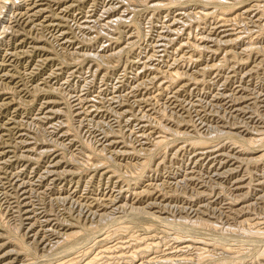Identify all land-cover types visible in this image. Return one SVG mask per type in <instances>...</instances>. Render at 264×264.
I'll return each mask as SVG.
<instances>
[{"label": "bare ground", "instance_id": "1", "mask_svg": "<svg viewBox=\"0 0 264 264\" xmlns=\"http://www.w3.org/2000/svg\"><path fill=\"white\" fill-rule=\"evenodd\" d=\"M79 1L82 2V0H23V3H21L19 0H0V29L4 28V24L6 23V21L8 19H14V20L20 21V24L23 26V29L24 30L26 29V31L29 34H34V33L37 34V32L38 33L39 32L40 33L41 32H47L55 40L54 42L57 41L59 43V46H61V49H64V47L68 44L75 43V40H77L76 37L73 36L75 31H79V33H82V35L93 34L94 37L95 36H97V37L98 36L99 37L104 36L105 39H106V37H108V39H109L108 44L104 43L105 45H103L100 50L98 49L99 51L95 52L94 54L90 53L91 51L89 52V54L87 53V51L84 52V53L88 54L87 57H92V59L95 62L93 66L91 64H89L90 67L87 70L93 69L94 67H96V69H95L96 72H100V70L102 71L103 69L101 68V65H102V67H104L106 63H111V64H112V62L114 63V61L117 58H119V56L122 53L127 51L129 49V47H132V46L135 47V46H137L138 42H141V35L145 36L144 43L143 44L140 43L141 46L138 49H136L135 51L133 50L135 52V58L134 59H136L135 63L137 65V69L136 70L134 69L135 71H133V76L128 77L129 76L128 75V76H126V78H125V76L120 77L118 84H115L113 87L104 85L107 87L101 88L100 91L95 95V97L91 98V99H88V94H85V95L84 94H82V95L78 94L77 96H74V98H73L71 93L68 94V98H65L66 95L63 98V99H66V101H67L66 104L69 105L70 108L73 107V105H72L73 103L71 101V98H73L72 100L75 103L74 107L77 110V111H75V113L77 112V114H79V115H84L86 117V121H88V120L90 121V122L88 121L89 124L91 123V124H94V126H96V130L91 131V134L93 136L90 135V138L92 136L94 138V139L93 138L92 139L96 143V145H95L96 149L93 147V145H92L91 150L88 148L91 151V155L89 156V158L91 160L90 165L91 164L93 165L91 168L94 169V172L96 174H99V175H101V177H105V179L107 178L109 180V182H112V184L117 187L116 190H102L101 192H103V193H101V192L99 193L97 191H89L86 193L81 192L80 186L82 185V182L80 181L81 175L79 174L81 172H77V171L74 172V170L71 171V169L69 170L67 168L68 161H70V160H68L69 155H68V159H67V156H64L63 153H57L56 152L57 150L55 151L54 149L53 150L50 149V151H47L45 148L46 147L45 145L39 146L38 143L40 141H42V139L39 138L40 136L38 137V134L29 125H27V123H25V121L21 124H18L17 122H7L4 125L0 126L1 127L0 128V131H1L0 132V159H4V157L8 156L7 154H9L8 153L9 151L4 150L5 147L3 144L8 145V143L5 142L6 141L5 136L3 135L4 132H9V130L16 131L18 133V139H16L15 142H12L11 144H9L10 146L12 144L15 146V148L12 151L13 153L15 152V150L18 149L19 145L25 146L27 152L35 151L37 149V145H38V149L41 148L43 151L42 153L39 152V155H42V154L47 153V152L49 153L47 155H43L41 157V160H47L53 156L52 160H50V161L48 160V162H49L48 166L45 165L47 167H44L43 171H41L43 173V175H39V176L37 175V177H39L37 180L38 182L42 183L44 179H48V182H49V179L52 178V179L57 180V181H55L56 183L64 182L66 184V183L70 182L73 185L71 189H68V188H65L62 186H58V189H60V190L56 193V195H55L56 197L54 199L58 203H66V202L75 203L76 209L75 208H73V209H74V211H77L76 213H78V215L73 216L72 215L73 210H72L70 212V214L72 216L70 215V217H68V218L66 217L67 219H69V225H67V228H64L62 230L60 229V227L58 228V226L53 225L51 235L55 238L52 242L49 241L48 239H47V241L50 242V244H57L58 243L59 245L63 241H65L66 243H68V242L71 243L76 238L77 234L80 233L79 229L73 225L75 223V221L76 222L80 221L79 223L81 224V221L86 218L90 223L97 221V224L99 223L101 225L102 224L104 225V223H107V224H108V222L110 223V219L112 218L113 222L115 223L116 221L118 222V219H119V221H121V219H122L121 217L124 216L126 214V212L129 211V209H131V210L135 211V214H140V216H143L145 218V219L143 218L144 220H146V218H147V219L152 220L151 222L155 223V225L153 223V225L149 226V227H152L151 230L156 229L155 231L157 232L158 229L159 230L161 229V232H163V233H166L167 230H169L170 233L174 232V234L166 233L165 236L168 237L167 239H169V240L171 238H173V239L175 238L174 240L178 241V246L176 245L177 246L176 249H173V247H171V250L172 249L173 250L172 251L170 250L171 252L169 251V253L167 252V254L164 252L165 258L160 257V256H152V254H150V253L146 254V253H148L147 251L148 250L151 251L156 246L159 247L158 245L160 243H157L158 244L157 245L156 244V242H157L156 238H154V237L148 238L146 236L147 237L146 238V237L140 236L138 238L135 237V241H136L135 244L131 243V242H124L125 240L123 242L121 241V243L115 244V245H118L117 247L115 246L116 248L119 249L118 251L116 249H115L116 251H114L111 246H108L105 249H101V250H103L101 253L103 255L102 257L105 256L104 254H106V257L110 260H112V259L113 260L114 259L115 260L116 259H120V260L121 259L122 260L127 259L129 262L132 261L131 264H136L137 260H134L136 257L135 254L139 253L142 255L140 257L137 254L141 258L140 259L138 257L140 259V260H138V261H140L139 264H142V263L143 264H154V263L155 264H176V263L177 264H204L207 262L213 263L214 261H218V260H220V261H218V263L222 262V264H230L229 261H226L227 258L231 262H234V263L239 262V264H244L245 258H244V260L242 259L243 256L241 258L244 261V263H243L242 261H240V255H243V254L247 255L248 252H251L252 250H254L251 247H246V244H249V245H252V247H254V248L259 247L257 249L260 250V252L258 255V259H256V260H258V262L262 261L260 263L264 264V221H263L264 219L262 220V218H260V217H262L261 215H260V217H258V216L257 217L247 216L249 214V211L253 208V206L257 202L261 201V199L264 197V178L262 176L256 177V180L258 182L255 183L254 187L252 188V190L256 194H255V198H251V197H248L247 194H249L248 189L250 188L253 179H252V177L246 178L247 174H245L247 172V169L245 168V166H247L248 163H256V162H261L263 160V157H264V126L261 128L260 125L259 126L256 125V122H254V120L251 119L252 117L250 116L249 117L250 120L245 121V122H243V120H242V124L239 123L240 127H238L237 126L238 120L236 119L237 118L236 116H238V115L242 116L241 114L247 113L248 109L251 110V106L253 104H255L253 101H252L253 103L251 102L252 99L255 101V100H257V98H259V96H256V98H253V96L255 97V95L253 94V92L251 90H249L250 89L249 83H247V82L251 83L253 81V79L256 77V76L254 77L253 75L257 72L258 68L260 67V64L264 65V56L261 54V50L264 51V2H262V0H256V1L254 0L255 2H252V3L248 2V4H246V2H247L246 1L245 4L242 3L241 5H235L236 2H234V0H100L98 2H97V0H93L92 4L87 9L81 10L78 14H76V16L74 15L75 19H76L75 24H74V28H76V29L72 30L73 26L69 25L70 24L69 19H68L69 16H67V15H69V13L71 11H73L75 6H77L76 5L77 3L75 4V2H79ZM240 2H241V0H239V3ZM142 4H144L143 6H145V7L147 6V8L154 11V14L152 13L153 15H151V17L148 16L150 19H148L147 22L139 21L140 23H138L136 17H132V16H133L134 10L136 11V9L139 6H141ZM54 6H56V7L54 8ZM98 6H99V8H98ZM14 10H16L15 11L16 13L14 12V17H13L11 15V13ZM127 14H130V16L127 17L126 16ZM10 16H12V17L10 18ZM246 20H248V22ZM251 28H253V29H251ZM4 32L8 33V30H5ZM2 33H3V31H0V37H1ZM120 33H122V34L124 33L126 36L124 42H121L119 37H117V38L112 37L113 35H118ZM70 35H72V36H70ZM29 36L30 35H28L26 37H29ZM83 38H85V37H83ZM39 40H41V39H39ZM48 41H46V42H48ZM81 41H79V42H81ZM88 41L90 42V41H92V39L88 40ZM49 43L50 44L48 46L50 48L51 42H49ZM133 47L131 49H134ZM83 48H84V46H83ZM45 49L46 48L44 47V50ZM89 50H90V48H89ZM51 51H54V50H51ZM64 51H66V50H64ZM18 52L20 54H24L26 51L22 49V50H19ZM77 52H78V49L75 50L74 54L76 55ZM79 52H81V51H79ZM70 54H71V52H70ZM87 54H85L84 56H86ZM252 54L256 55L255 58H252V56H251ZM59 55H62V54H59ZM69 55L67 56V58L69 57ZM239 56L244 57L243 62L241 61L242 59L240 61L242 62V65L246 66V68L244 67L245 68L244 69V71H245L244 75L245 76H243L242 73H240L242 75V76L239 75L240 77L237 76L238 71L236 70V64L238 66V63H239L237 60L240 59ZM236 57H238L237 60H236ZM71 58H73V57H71ZM48 59L50 60V58L47 57V60ZM69 59H70V57H69ZM82 59H84V57ZM85 59H87V58H85ZM128 59H126V60H128ZM40 61L44 62L45 59L41 58ZM131 62H132V59H131ZM227 63H229L230 65H231V63L233 64L228 68L227 76H222V74L220 73L221 76L216 75L213 78H211L210 80H207L208 78L206 79V76L208 75L207 73H210V72L212 73L213 71H215V69H217L219 71L221 70L224 72L226 70L225 67L227 66ZM61 64H62V62H61ZM114 64L116 65V63H114ZM41 65H42V63H41ZM115 65H113V66H115ZM119 65H118V67H120ZM126 65H128L127 62L123 66H126ZM81 66H82L81 70L84 71V65L81 64ZM79 67H80V65H79ZM116 67H117V65H116ZM38 68H39V66H38ZM106 69H108V68H106ZM108 70H107V74H108ZM262 70H261V72H263ZM70 73H72V72H70ZM85 73H86V71H85ZM30 74H31V72H30ZM107 74H105V75H107ZM124 74H125V72H124ZM224 74H226V73H224ZM86 75H89V74H86ZM261 75H262V73H261ZM51 76H53V75H51ZM74 76H75V74H74ZM110 76H113V75H110ZM118 76H116V77H118ZM16 77L7 76L6 78L10 79L12 81V83L17 84L16 79H15ZM24 77H26V76H24ZM69 77H71V76H69ZM76 78H79V80L82 79L83 74L80 73L79 76ZM94 78L96 79V77H94ZM103 78L105 79V77H103ZM18 79H20V78L18 77ZM237 79H239V80H237ZM21 80H25V78L21 79ZM66 80H68V79H66ZM64 81H62V82H64ZM72 81H73V79H72ZM89 81L91 82L92 80H89ZM100 81H101V79H100ZM45 83L47 84V82H45ZM75 84H73V85H75ZM85 84H83V86ZM92 84H90V85H92ZM105 84H107V83L105 82ZM42 85H43V83H42ZM4 86H6V83ZM228 86H235V88L228 89ZM252 86H254V85H252ZM77 87H78V85H77ZM225 87H227V93L224 92V94H221L223 96L222 97L220 95V90L225 88ZM40 88H41V86H40ZM32 89H34V88H32ZM80 89H82V88H80ZM123 89L126 90L125 93H122ZM262 90L264 91V88ZM5 91H6V88H5ZM68 91H70V90H68ZM72 91L74 92V90H72ZM221 91H223V90H221ZM0 92H2V91H0ZM18 92L19 91L15 92V93H18ZM61 92H63V91H61ZM12 93L11 92L0 93V95L1 94H6L9 96L11 95V98L8 97L5 100H3V102H0V113L7 110V109L13 108V106H14L13 102L16 100V98L12 97ZM41 93H42V91H41ZM64 93H65V91H64ZM64 93H61V94H64ZM66 93H67V91H66ZM80 93H81V91H80ZM54 94H55V92H54ZM104 94L109 95L105 99V101L109 105V109H110L109 111H111L109 113L110 114L112 113L114 116L112 119L111 118L109 119V120H112L109 122H107V119L104 120V118L103 119L99 118L97 116V112H96L97 109H94V107H96L95 104L98 105L101 102H103V100H104L103 95ZM259 95H261L262 98L264 97V94H262V93H260ZM185 96H189L191 98V100H190L191 102H189V103H191L192 107H194V108L200 106V104H202L204 102V101H202L203 98L210 97V100L208 99L209 104L211 106L210 109H211V111H213V110L215 111L213 118L210 120H205L203 117L200 116L201 111L198 110V108H197L196 110H194V113L196 114V117L199 116L198 120H196V121L191 120V115H190L191 111H189L188 109L185 110V108L183 107L184 106L183 102L186 98L182 99V97H185ZM90 97H92V96H90ZM262 98H261V100H262ZM21 99H23V98H21ZM163 99L170 102V104H171L170 107L177 111V112H175L178 114V116H176V117L180 118V121H179V124H177L175 127L170 126L168 121H162L161 123L159 121H157V122H159L160 125H157V123H155L156 121H154L156 118V114H157L156 111L158 110L156 107H157L158 103H160V100H163ZM187 101H189V100H187ZM89 102H91V103L95 102V103L93 105H90ZM103 103H105V102H103ZM164 104H162V105H164ZM207 104H208V102H207ZM159 105H161V103ZM256 105H257V102H256ZM256 105L254 107H256ZM202 106H204V104ZM45 107H46L45 111L47 108H50V107H52L54 109L53 110L54 112L57 111V108H56V110L54 108L55 106H51V105H48L46 103H45ZM167 107H168V105H167ZM15 108H18V107H15ZM178 108H180V109H178ZM189 108H191V107H189ZM256 108H258V107H256ZM161 109H162V107H161ZM232 109H233V111H232ZM261 109H262V107H261ZM16 110H18V109H16ZM40 110L42 113L43 112L42 108H40ZM47 110L50 111L49 109H47ZM66 110H67V108H66ZM71 110L72 109H70L69 112H72ZM168 110L169 109H167V111L165 110L164 112H166V114H167ZM62 111L63 110H61V112ZM64 111H65V109H64ZM159 111H160V109H159ZM258 111H261V110L259 109ZM221 112L222 113L224 112V114H221ZM207 113H211V112H207ZM226 113H228L230 116L228 118H231L233 113H234V116L236 115L235 116L236 118L235 117L232 118L233 121L231 122V123L234 122L233 125L236 123L234 126H232V124H230V122H227V123L230 124L232 127L231 126L229 127L227 125V123L226 124H219L217 122V120H215L218 118H222V119L225 118ZM255 113H256V111H255ZM43 114H47V112H45ZM69 114L71 115L72 113H69ZM65 115H67V114H65ZM163 116L165 117L164 113H162V116H161L162 119H163ZM170 116H171V114H170ZM42 117H44V115L41 116L40 118L38 117L39 118L38 121H41L40 123L43 124L45 122L42 121L43 120V119H41ZM48 117H49V115L46 117V119ZM72 117L70 118L71 120H72ZM176 117H174V118H176ZM262 117H263V115H262ZM253 118H256V117H253ZM10 119H12V118H9V120ZM56 119H57V117H56ZM66 119H64V122L59 121V120L58 121L57 120L56 121L50 120V121H46V123L50 124V125L52 124V126H50L51 128H56V127L58 128L61 126H62L61 128H65L66 130L64 132L62 131L63 134L60 132L65 138V136H68V135L70 136L69 130H71L70 126L72 125L70 122L67 123L65 121ZM156 119H158V118H156ZM165 120H166V117H165ZM260 120H261V118H260ZM67 121H68V119H67ZM226 121H228V119ZM76 122H75V124H76ZM69 123H70V125H69ZM84 123H86V122H84ZM42 124H41V126H42ZM251 124H254V127H255V128L253 127L254 129L251 128L252 130L248 127V125L251 126ZM46 127H47V125L45 126V128ZM77 127H79V126H77ZM87 128H88V126H87ZM72 129H73V127H72ZM50 130H52V129H50ZM74 130L76 131V128ZM82 130H86V129H82ZM78 133H79V131H78ZM88 133H90V132H88ZM49 134H50V132H49ZM34 135L38 138V140ZM81 136H83V134H81ZM171 137H178V140L180 139V137H181V139L182 138H185V139L182 140L181 142H178V141H175L174 139H172ZM42 138L44 140V137H42ZM45 138L47 139V137H45ZM75 138H77V137H75ZM85 138L83 139L81 137V140L85 141ZM34 139H36V140H34ZM53 139H54V137H53ZM69 139H70V137H69ZM78 139H80V138H78ZM48 140H46V143ZM131 140L134 142V144L131 143ZM51 141H52V139H51ZM84 141H82L84 144L91 145L90 144L91 142L86 143L87 141L86 142H84ZM48 142L50 143V141H48ZM57 142L59 143V141H57ZM70 142H72V140ZM75 142H76V140H75ZM41 143H43V141ZM53 143H56V142H53ZM61 143H63V142H61ZM44 144H45V142H44ZM69 144L71 145V143H69ZM78 144H79V142H78ZM52 145L56 146L55 144H52ZM79 145H81V144H79ZM151 146L153 148H151ZM163 147H165V149L162 150L161 148H163ZM58 148H60V147L58 146ZM63 148L67 149V146L66 147L64 146ZM90 148H91V146H90ZM66 149L64 151H66ZM72 149H74V148H72ZM76 149H77V147H76ZM187 150L189 151L190 160L194 159L195 164H201V165H197V166L192 165L190 167H185V169L183 168L184 170H182L181 172L179 171L180 172L179 174L176 172L173 173L170 171H169L170 172L169 174L164 175V176L152 174V172L154 170L159 171L166 164V159L168 158L167 157L168 155L174 158V157L179 156L183 151L187 152ZM84 151L85 150H83L81 152H84ZM150 153L153 157H157V156H159V157L156 159H152V157L148 158V157L144 156L145 154L150 155ZM73 154H72V156H73ZM254 155H257V156H254ZM131 156L134 157V161L130 160ZM73 157H75V154ZM83 157H85V156L83 155ZM177 158H180V157H177ZM76 159H78V158L76 157L75 160ZM181 159L182 158H180V160ZM71 161H72V157H71ZM73 161L70 163H73ZM86 161H88V160H86ZM5 162H7V161L3 160L1 163L4 164ZM80 162H81V160H80ZM173 162H175V161H173ZM182 162L185 163L183 161V159H182ZM187 162L188 161H186V163ZM78 163H79V161H78ZM74 164H76V162H74ZM85 164H86V162H85ZM238 164H241L243 166L238 165ZM251 165H253V164H251ZM80 166H82V165H80ZM83 166L85 168L84 164H83ZM242 167H244V168H242ZM178 168H182V167H178ZM174 169H175V167H174ZM243 169H244V171H243ZM124 170H125V172H123ZM173 171H176V170H173ZM88 172H89V170H88ZM248 172H249V170H248ZM19 173H20V171H19ZM126 173H130L131 175H134L135 177L134 176H132V177L135 179V181L132 182L131 181L132 179H131V180H128L129 182H127V181L125 182L124 179L127 178ZM162 173H164L163 170H162ZM252 173L253 172L251 171V174ZM91 174H89V176ZM200 174H202V175H201V178L199 179ZM13 175H14V172H13ZM89 176L86 175V178L88 179ZM226 176H229V178L230 177L232 178V185H230L231 181H230V183L228 182V184L230 185V188L231 187L233 188V189L231 188L232 191L237 196H239L240 198H245L244 201L241 199L242 201L238 205L232 204L233 202L232 203H229V202L225 203L226 201L222 202V200H219L218 197L216 198V197L211 196L212 194L209 193L210 190L208 191V189H207V187L209 185L206 186V184H208V182L205 184V182L201 181V180H204L207 178L206 179L207 181L212 180L213 182H215L216 186L212 189L211 187H213V185L212 186L210 185L209 188H211L213 190V192H217L218 194H216V195H220L221 193L219 194V192L225 187L224 183H227L224 181V178ZM250 176H252V175H250ZM250 176H248V177H250ZM130 177L127 179H130ZM67 178H70V179L67 180ZM30 179H31V177H30ZM254 179H255V177H254ZM48 182L46 183L47 185H48ZM53 183L54 182H52V184ZM181 183L192 184L194 186L193 189H196L197 195L205 197L204 201L203 202L201 201L202 203H200V204H197V205L195 204L196 205L195 208L187 207L185 205L184 206L183 205L175 206L176 205V204L174 205L175 200H173L175 193H174V189L172 190V192H171V189L174 188V187H172L173 185L175 186V185L181 184ZM92 184H90V185H92ZM185 184H184V186H185ZM253 184H254V182H253ZM19 185H17V186L19 187ZM32 185H33V183H32ZM168 185H170V186L172 185L171 186L172 188L170 189V191H168ZM22 186H24V185H22ZM179 186L181 188V185H179ZM179 186H178V188H179ZM15 188H12V190L13 189L15 190ZM28 188H30V187H28ZM47 188L49 189V187H47ZM188 188H189V186H188ZM188 188H185V189H188ZM190 188H191V185H190ZM87 189L88 188H86V190ZM227 189H229V188H227ZM227 189H226V191H227ZM190 190H192V189H190ZM190 190H188V191H190ZM98 191H99V188H98ZM40 192H42V191H40ZM186 192L187 191H185V193ZM15 193H17V192H15ZM36 193H37V191H36ZM38 193H39V191H38ZM190 194L194 195L193 193H190ZM190 194L188 196H190ZM223 194H224V192H223ZM5 195H6V193H5ZM183 195H184V193H183ZM224 195H227V193ZM224 195H222V198ZM48 196H50V194ZM232 196H231V200H232ZM190 197H188V198H190ZM225 197H228V196H225ZM18 198L16 200H19ZM39 198H40V196H39ZM32 199H33V197H32ZM32 199H30V200H32ZM47 199H49V198H47ZM239 199H237V200L239 201ZM5 200L3 199V201H5ZM43 201H44V199H43ZM56 201L54 203H56ZM238 201H236V203ZM41 202L39 201L40 204H42ZM8 203H10V202H8ZM8 203H7V205H8ZM44 203H46V201ZM51 203H52V201H51ZM26 204H27V202H26ZM22 205L23 204H21V206ZM44 205H42V206H44ZM64 205H66V204H64ZM13 206H15V205H13ZM257 206H258V204H257ZM6 207H8V206H6ZM39 207H37V208H39ZM62 207L63 208L60 207V209H65V207L63 205H62ZM174 207L176 208V211L178 212L177 216L179 218H177L176 216L175 217L172 216V215H174V214H172L174 211L172 213H171V211ZM217 207H219V210L221 208L226 209V210H224L225 212H228L231 215L236 217V218L233 217L232 218L233 220H230L231 218L229 217L230 219L228 220V222L229 221L230 222L232 221V222L229 223L228 227H226L227 229H224L223 227H221L222 224H218V222L220 223V221H222V220H220V221L217 220L216 217H218V216H216V215H215V217L212 216V214L215 213L214 211L218 210ZM19 208H20V206H19ZM32 208H30V209L28 208V209L31 210ZM6 209H8V208H6ZM10 209H12V208H10ZM25 210H23L24 213H25ZM35 210H37V209H34V211ZM46 210L47 209H45V211ZM66 210H68V208ZM4 211H5V209H4ZM4 211H3V213H5ZM7 211H10V210H7ZM18 211H19V209H18ZM31 211H33V210H31ZM134 211H129V213L134 212ZM220 211H222V210H220ZM64 212L67 213L68 211H64ZM37 213H38V211H37ZM39 213H40V211H39ZM50 214H52V213H50ZM132 214H130V215L132 216ZM175 214H176V212H175ZM2 215H4V217H5V214L1 213V216ZM10 215H12V214H10ZM55 215L57 216V213ZM254 215H256V214H254ZM21 216H20V218L22 219ZM40 216H42V215H40ZM58 217H57V220H58ZM60 217H62V216H60ZM128 217H129V219L133 218V217L130 218L129 215H128ZM172 217L174 219H176L177 222L179 221L178 223H176V222L174 223V225L176 227H172L173 224H172V226H171V224H169L170 220H171V222H173L171 219ZM213 217L216 219L212 220ZM33 218H35V214H34ZM54 218H55V216H54ZM125 218L123 217V220ZM64 219H65V217H64ZM77 220H79V221H77ZM123 220H122V222H123ZM38 221H40V220H38ZM42 221H45V220H42ZM49 221H51V220H49ZM65 221H66V219H65ZM126 221H125V223H126ZM2 222H5V221H2ZM11 222H14V221H11ZM11 222H10V224H11ZM22 222H23V220H22ZM87 222H86V224H87ZM133 222H135V224H136V220ZM141 222H144V221H141ZM148 222H150V221H148ZM5 223H3V225ZM16 223L17 222H15V224ZM63 223L64 222L62 221L61 225ZM222 223H224V222H222ZM0 224H1V222H0ZM6 224H8V222ZM13 224H11V225L13 226ZM34 224H35V222L33 223V226H34ZM77 224L78 223H76V225ZM97 224L95 223V225H97ZM113 224H111V225L113 226ZM144 224H145V222H144ZM144 224H143V226H144ZM166 224H169V225H166ZM29 225H31V224H29ZM101 225H99V227ZM111 225H110V227H111ZM16 226L17 225H15L14 227H16ZM80 226L81 225H79V228H81ZM115 226L118 227V225H115ZM124 226H125V224H124ZM145 226L147 227V224ZM149 227H147L146 230H150V229H148ZM10 228L11 227H9L8 229H10ZM20 228H21V226H20ZM20 228L16 229L17 232ZM34 228H36V227H34ZM27 229H26V232H27ZM104 229H105V225L102 226L101 228H98V226H96L94 228V226H92V225L88 226V227H85V226L83 227V230H87L88 232H90V234H92V233L97 234L98 232H101V230H104ZM112 229L111 230L114 232V234H116L115 236L117 237L118 234L121 235V233H123V232L128 233L127 231H129L130 227L128 229L127 226L123 227V224H122V226L121 227L119 226L118 229H114L113 227H112ZM48 230H49V228H48ZM8 231L10 232V230H8ZM113 232H112V234H113ZM14 233H13V235H14ZM85 233H86V231H85ZM200 233H204V234L201 235ZM108 234H110V233H108ZM108 234H105V235H107L108 238L109 237L111 238V234H110V236H108ZM0 235H2V234H0ZM10 235L11 234H9V236ZM29 235H31V234H29ZM105 235L103 234V237ZM132 235L133 234H131V236ZM2 236L5 237L6 235L3 234ZM16 236H17V233H16ZM16 236H13V237H16ZM21 236L22 235H20V237ZM26 236H25V238H26ZM44 236H45V234H44ZM35 237H36V235H35ZM41 237H43V236H41ZM41 237H40V239H42ZM103 237L101 239L100 236H97L98 240L95 239L94 242L96 243V240H97V244L98 243L99 244L101 243V245H102V243L105 244V241H107L108 239L106 240V238H103ZM113 237H114V235H113ZM113 237H112V239H113ZM162 237H164V236H162ZM234 237H236L238 239L237 240L238 244L232 243V239H234ZM7 238H8V236H7ZM17 238H19V237H17ZM44 238H46V236ZM93 238L94 237H92L91 239H93ZM21 239H23V238H21ZM80 239H82V238H80ZM140 239L144 240V241L149 240L150 242L141 243L143 241H141ZM10 240L13 243L8 245L7 242H9ZM35 240H36V238H35ZM162 240L163 239L161 238V241ZM3 241H2V243L0 242L1 243L0 244V263L1 264H4V262H7V264H12V263L14 264L16 260H19V262H20L19 264H29V262H27L28 260L26 262H24L26 259H24L23 261L20 259L21 255L23 254L22 250L24 251L25 247H26L24 245V243L20 242V240L17 241V239H16V241H14L11 237H9V239H7V242L6 241L3 242ZM163 241L167 242L165 240H163ZM24 242H26V241H24ZM32 242H33V239H32ZM84 242L85 241H83V243ZM86 242H87V240H86ZM95 243L93 246H95ZM173 243H174V241H173ZM28 244H27V246H28ZM133 244H134V247L138 249V251L136 249L134 253L132 252L133 254L126 255V251H124V248L127 250ZM32 245H33V243H32ZM37 245H38V243H37ZM46 245H48V243ZM89 245L90 244H88V246ZM9 246H11L12 248L7 249ZM43 246H42V250H43ZM169 246H170V243H169ZM37 247H39V246H37ZM56 247H57V245H56ZM59 247H61V246H59ZM70 247H72V246H70ZM75 247H78V245H76ZM89 247H91V246H89ZM54 248H55V246H54ZM74 248H71V249L73 250ZM78 248H80V246ZM45 249H46V247H45ZM64 249H66V248L64 247ZM64 249L62 248L61 250H64ZM67 250H69V249H67ZM80 250H82V249H80ZM25 251L27 253V250H25ZM28 251H29V249H28ZM48 251H47V254H48ZM55 251H57V250L55 249ZM69 251H66V252H69ZM64 252H65V250H64ZM92 252H93V250H92ZM35 253H36V251H35ZM57 253L58 252H56V254ZM97 253H99V252L97 251ZM129 253H131V251ZM161 253H163V252H161ZM52 254H55V253H52ZM52 254H51V256H52ZM80 254H82V253H80ZM85 254L88 255V253H85ZM57 255H59V254H57ZM74 255L72 257H74ZM48 256H50V255H48ZM63 258H64V256H63ZM138 258H136V259H138ZM64 260L65 259H63V262H64ZM67 260H68V258H67ZM69 260H71L70 257H69ZM73 260H75V261H73ZM73 260H71V261L74 264H102L101 262L103 261V259H100L101 262L99 263L98 256L93 257V255L88 260L83 261V263L82 262L79 263L80 261L77 262L78 259L76 261L75 258H73ZM120 260H119V262H121ZM117 261H115V263ZM109 263H110V261H109ZM68 264H70V263L68 262ZM107 264H108V262H107Z\"/></svg>", "mask_w": 264, "mask_h": 264}, {"label": "rangeland", "instance_id": "2", "mask_svg": "<svg viewBox=\"0 0 264 264\" xmlns=\"http://www.w3.org/2000/svg\"><path fill=\"white\" fill-rule=\"evenodd\" d=\"M21 3H23V0H19ZM92 1L93 0H82V2H75V4L77 5V6H75V8L73 9V11H71L70 13H69V15H67V16H69L68 17V19H69V25H71V26H73V29L72 30H75L76 28H74V24H75V21H76V19H75V16H76V14H78L81 10H85V9H87L91 4H92ZM98 1H100V0H97V2ZM247 1V2H246ZM256 1V0H255ZM254 0H241V2L239 3V0H234V2H236L235 3V5H241L242 3L243 4H245V2H246V4H248V2L249 3H252V2H255ZM262 2H264V0H262ZM144 4H142L141 6H139L137 9H136V11L134 10V12H133V16L132 17H136V19H137V22L138 23H140L139 21H143V22H147V20L148 19H150L149 17H151V15H153L154 14V11H152L151 9H149V8H147V6L145 7V6H143ZM81 6V7H80ZM56 6H54V8H55ZM77 7V8H76ZM98 8H99V6H98ZM16 10H14V11H12V13H11V15L14 17V12H15ZM16 13V12H15ZM75 13V14H74ZM153 13V14H152ZM75 15V16H74ZM12 16H10V18L12 17ZM127 17H129L130 16V14H127L126 15ZM149 16V17H148ZM140 19V20H139ZM142 19V20H141ZM247 22H248V20H246ZM248 26V25H247ZM251 29H253V28H251ZM5 30H8V33L7 32H4ZM0 31H3V33H2V35H1V37H0V91H2V92H0V93H3V92H6V93H8V92H13L12 93V97H14V98H16V100L13 102V108H10V109H7V110H5V111H3V112H1L0 113V126H2V125H4L5 123H7V122H17L18 124H21V123H23L24 121H25V123H27V125H29L37 134H38V137L40 138V139H42V141H43V143H41L42 141H40L38 144H39V146L40 145H45L46 147V150L47 151H50V149L51 150H57L56 152L57 153H63V155L64 156H67V159H68V155H69V159L68 160H70V161H68L67 159V161H68V166H67V168L70 170L71 169V171L72 170H74V172H81V173H79L81 176H80V181L82 182V185L80 186V191L81 192H84V193H86V192H89V191H97V192H101L102 190H116L117 189V187L115 186V185H113L112 184V182H109V180L106 178L105 179V177H101V175H99V174H96L95 172H94V169L93 168H91L93 165L91 164L90 165V163H91V160H90V158H89V156L91 155V149H92V145H93V147L96 149V143H95V141L93 140L94 138L92 137L93 135L91 134V131L92 130H96V126H94V124H89V122L88 121H86V117L84 116V115H79V114H77V112L75 113V111H77L76 109H75V107H74V101L72 100L73 98H74V96H77L78 94L79 95H82V94H88V99H91V98H94L95 97V95L100 91V89L101 88H105V87H107V86H110V87H113L115 84H118V81L120 80V77H123V76H125V78H126V76H128V77H130V76H133V71H135L136 69H137V65H136V63H135V60L136 59H134L135 58V50L136 49H138L140 46H141V44H143L144 43V40H145V36H143V35H141V42H138V44H137V46H135V47H133L134 49H131L132 47H129V49L127 50V51H125L124 53H122L120 56H119V58H117L115 61H114V63H116V65H117V67H118V65L120 66V67H116V65L112 62V64L111 63H106L105 64V68L104 67H102V65H101V68L103 69L102 71L100 70V72H96L95 71V69H96V67H94L93 69H89V70H87L89 67H90V65L89 64H91L92 66L94 65V60L92 59V57H87L88 56V54H89V52L90 53H95V52H97V51H99L100 49H101V47L103 46V45H105L104 43H106V44H108V42H109V39H108V37H106V39H105V37L104 36H102V37H97V36H93V34H84V35H82V33H79V31H75L74 32V37H76V39L77 40H75V43H73V44H68V45H66L65 47H64V49H61V46H59V43L56 41V42H54L55 40L47 33V32H37V34H29L27 31H26V29L24 30L23 29V26L20 24V21H17V20H14V19H8L7 21H6V23L4 24V28H1L0 29ZM144 32V31H143ZM43 34V35H42ZM45 34V35H44ZM47 34V35H46ZM28 35H30L29 37H26V36H28ZM40 35V36H39ZM121 35V36H120ZM36 36V37H35ZM45 36V37H44ZM47 36V37H46ZM70 36H72V35H70ZM88 36V37H87ZM91 36V37H90ZM143 36V37H142ZM83 37H85V38H83ZM112 37H114V38H117V37H119V39H120V41L121 42H124V40H125V38H126V36H125V34L123 33H120V34H118V35H113ZM47 38V39H46ZM82 40H80V39ZM88 38V39H87ZM123 38V39H122ZM39 39H41V40H39ZM43 39V40H42ZM50 39V40H49ZM79 39V40H78ZM92 39V41H88V40H91ZM100 39V40H99ZM143 39V40H142ZM40 42H39V41ZM49 40V41H48ZM52 40V41H51ZM94 40V41H93ZM46 41H48V42H46ZM79 41H81V42H79ZM96 41V42H95ZM107 41V42H106ZM119 41V40H118ZM49 42H51V45H50V48H49ZM53 42V43H52ZM77 42V43H76ZM85 42V43H84ZM89 42V43H88ZM56 43V44H55ZM97 43V44H96ZM103 43V44H102ZM141 43V44H140ZM53 44V45H52ZM91 44V45H90ZM52 46V47H51ZM54 46V47H53ZM79 46V47H78ZM83 46H84V48H83ZM44 47L46 48L45 50H44ZM56 47V48H55ZM100 47V48H99ZM89 48H90V50H89ZM92 48V49H91ZM25 50L26 52L24 53V54H20L18 51L19 50ZM36 49V50H35ZM54 50V51H51V50ZM56 49V50H55ZM61 51H60V50ZM70 49V50H69ZM74 49V50H73ZM78 49V52L79 51H81V52H77V54L75 55L74 53H75V50H77ZM99 49V50H98ZM131 49V50H130ZM47 50V51H46ZM49 50V51H48ZM64 50H66V51H64ZM134 50V51H133ZM85 51H87V53H84ZM38 52V53H37ZM65 52V53H64ZM69 52V53H68ZM70 52H71V54H70ZM55 53V54H54ZM62 54V55H59V54ZM69 55V57H70V59H69V57L67 58V54ZM73 53V54H72ZM84 53V54H83ZM131 53V54H130ZM264 51H262L261 50V54L264 56ZM85 54H87L86 56H84ZM129 54V55H128ZM51 55V56H50ZM55 57H54V56ZM60 57H59V56ZM83 55V56H82ZM123 55V56H122ZM127 55V56H126ZM75 56V57H74ZM78 58H77V57ZM252 56V58H255V54L253 55H251ZM47 57L48 58H50V62L47 60ZM58 57V58H57ZM71 57H73V58H71ZM84 57V59H82V58ZM121 57V58H120ZM126 59H128V60H126ZM41 58L42 59H45V61L44 62H41L40 60H41ZM64 58V59H63ZM85 58H87V59H85ZM132 59V62H131V59ZM239 58L240 59H238V57H236V60L240 63H238V66H237V64H236V70L238 71V75L237 76H245L244 75V69L246 68V66L245 65H242V62H243V56H239ZM40 59V60H39ZM89 59V60H88ZM122 59V60H121ZM242 59V60H241ZM63 60V61H62ZM73 60V61H72ZM82 60V61H81ZM86 60V61H85ZM126 60V61H125ZM242 62H241V61ZM72 61V62H71ZM92 61V62H91ZM61 62H62V64H61ZM87 62V63H86ZM126 62H127V64L128 65H126V66H123L124 64H126ZM41 65V63H42V65L40 66L39 64ZM59 63V64H58ZM132 63V64H131ZM135 63V64H134ZM38 64V65H37ZM52 64V65H51ZM61 64V65H60ZM81 64L82 65H84V71H82L81 70ZM109 64V65H108ZM135 66H134V65ZM60 65V66H59ZM79 65H80V67H79ZM113 65H115V66H113ZM130 65V66H129ZM132 65V66H131ZM229 65V66H228ZM231 65H233L232 63H231ZM229 63H227V66L225 67L226 68V70L223 72V71H219V70H217V69H215V71H213L212 73L210 72V73H207L205 76H206V79L207 80H210L211 78H213L214 76H221V74H222V76H227V71H228V68L231 66ZM241 65V66H240ZM38 66H39V68H38ZM107 66V67H106ZM113 66V67H112ZM225 66V65H224ZM59 69H58V68ZM78 69H77V68ZM245 67V68H244ZM264 65H261L260 64V67L258 68V70H257V72L253 75L255 78L253 79V81L250 83V82H247V83H249V90H251L252 92H253V94L255 95V97L253 96V98H256V96H259V98H257V100H251V102L253 101L255 104H253L252 106H251V110L250 109H248L247 110V113H244V114H241L242 116H240V115H238V116H234V113H233V115H232V117L231 118H228V117H230L229 116V114L228 113H226L225 114V118H218V119H215V120H217V122L219 123V124H226L227 122H230V124H232V126H234L233 125V123H231L232 121H233V119L232 118H236L237 120H238V124H237V126L238 127H240V124H242V120H243V122H245V121H248V120H250L249 119V117L251 116L252 118L251 119H253L254 120V122H256V125H260V127L262 128L263 126H264V97L262 98L261 97V95H259L260 93H262V94H264V91L262 90L263 88H264ZM35 68V69H34ZM57 68V69H56ZM106 68H108V69H106ZM114 68V69H113ZM116 68V69H115ZM123 68V69H122ZM129 68V69H128ZM131 68V69H130ZM74 69V70H73ZM76 69V70H75ZM105 69V70H104ZM135 69V70H134ZM224 69V68H223ZM263 69V70H262ZM25 70V71H24ZM34 70V71H33ZM57 70V71H56ZM107 70H108V74H107ZM114 72H113V71ZM125 70V71H124ZM240 70V71H239ZM261 70L263 71V72H261ZM78 71V72H77ZM81 71V72H80ZM85 71H86V73H85ZM90 71V72H89ZM93 71V72H92ZM106 71V72H105ZM127 71V72H126ZM217 71V72H216ZM242 71V72H241ZM28 72V73H27ZM30 72H31V74H30ZM33 72V73H32ZM54 72V73H53ZM59 72V73H58ZM70 72H72V73H70ZM84 72V73H83ZM92 72V73H91ZM124 72H125V74H124ZM216 72V73H215ZM27 73V74H26ZM52 73V74H51ZM61 73V74H60ZM68 73V74H67ZM80 73H82L83 74V78L82 79H80L79 80V78H76V77H78L79 76V74ZM115 73V74H114ZM121 73V74H120ZM221 73V74H220ZM224 73H226V74H224ZM240 73H242V75L240 74ZM261 73H262V75H261ZM38 76H37V75ZM74 74H75V76H74ZM86 74H89V75H86ZM92 74V75H91ZM94 74V75H93ZM105 74H107V75H105ZM124 74V75H123ZM220 74V75H219ZM257 74V75H256ZM259 74V75H258ZM28 75V76H27ZM51 75H53V76H51ZM57 75V76H56ZM78 75V76H77ZM97 75V76H96ZM102 75V76H101ZM105 75V76H104ZM110 75H113V76H110ZM119 75V76H118ZM7 76H14V77H16L15 79H16V82H17V84H14V83H12V81L10 80V79H8V78H6ZM24 76H26V77H24L25 78V80H21V79H24L23 77ZM51 76V77H50ZM69 76H71V77H69ZM73 76V77H72ZM116 76H118V77H116ZM239 76V77H240ZM18 77L20 78V79H18ZM94 77H96V79L94 78ZM103 77H105V79L103 78ZM92 80L91 82L88 80ZM116 78V79H115ZM260 78V79H259ZM66 79H68V80H66ZM72 79H73V81H72ZM76 79V80H75ZM100 79H101V81H100ZM103 79V80H102ZM258 79V80H257ZM262 79V80H261ZM65 80V81H64ZM85 80V81H84ZM237 80H239V79H237ZM21 83H20V82ZM25 81V82H24ZM62 81H64V82H62ZM67 81V82H66ZM94 81V82H93ZM24 82V83H23ZM45 82H47V84L45 83ZM76 84H75V83ZM83 82V83H82ZM89 82V83H88ZM105 82L107 83V84H105ZM263 82V83H262ZM5 83H6V86H4L5 85ZM42 83H43V85H42ZM65 83V84H64ZM86 83V84H85ZM93 83V84H92ZM101 85H100V84ZM111 83V84H110ZM258 83V84H257ZM22 84V85H21ZM70 84V85H69ZM73 84H75V85H73ZM83 84H85L84 86H83ZM90 84H92V85H90ZM99 84V85H98ZM109 84V85H108ZM113 84V85H112ZM8 85V86H7ZM77 85H78V87H77ZM82 85V86H81ZM87 85V86H86ZM89 85V86H88ZM104 85H107V86H104ZM252 85H254V86H252ZM11 86V87H10ZM16 86V87H15ZM40 86H41V88H40ZM65 86V87H64ZM69 86V87H68ZM98 86V87H97ZM102 86V87H101ZM257 86V87H256ZM6 88V91H5V88ZM14 87V88H13ZM24 89H23V88ZM26 87V88H25ZM57 87V88H56ZM261 87V88H260ZM10 88V89H9ZM16 88V89H15ZM32 88H34V89H32ZM37 90H36V89ZM68 88V89H67ZM80 88H82V89H80ZM84 88V89H83ZM233 88H235V86H228V89H233ZM8 89V90H7ZM56 89V90H55ZM59 89V90H58ZM63 89V90H62ZM80 89V90H79ZM254 89V90H253ZM4 90V91H3ZM12 90V91H11ZM68 90H70V91H68ZM72 90H74V92L72 91ZM79 90V91H78ZM221 90H223V91H221ZM220 90V95L221 94H224V92L225 93H227V87H225V88H223V89H221ZM17 91H19L18 93H15V92H17ZM41 91H42V93H41ZM60 93H59V92ZM61 91H63V92H61ZM64 91H65V93H64ZM66 91H67V93H66ZM72 91V92H71ZM80 91H81V93H80ZM83 91V92H82ZM85 91V92H84ZM97 91V92H96ZM125 89H123L122 90V93H125ZM255 91V92H254ZM49 92V93H48ZM54 92H55V94H54ZM58 92V93H57ZM258 92V93H257ZM16 95H15V94ZM53 93V94H52ZM61 93H64V94H61ZM69 93H71L72 94V97L73 98H71V101H72V105H73V107L72 108H70L69 107V105H67L66 103H67V101H66V99H63L64 98V96L66 95V97L65 98H68V94ZM75 93V94H74ZM15 96H14V95ZM18 94V95H17ZM61 94V95H60ZM94 94V95H93ZM57 95V96H56ZM63 95V96H62ZM2 96V97H1ZM90 96H92V97H90ZM109 95H107V94H104L103 95V98H104V100H103V102H105V103H103V102H101L100 104H95V106L96 107H94V109H97V116L99 117V118H104V120H106L107 119V122H109V121H112V120H109L110 118L112 119L114 116H113V114L111 113H109V112H111V111H109L110 109H109V105L106 103V101H105V99L108 97ZM222 96V95H221ZM8 97H10L11 98V95L9 96V95H6V94H1L0 95V102H3V100H5L6 98H8ZM23 98V99H21V98ZM223 97V96H222ZM186 98V99H185ZM261 98H262V100H261ZM182 99H185L184 100V102H183V107L185 108V110H189V111H191V120H194V121H196V120H198V117L199 116H197L196 117V114L194 113V110H196L197 108H198V110H200L201 111V117H203L205 120H210V119H212L213 118V115L215 114V111L213 110V111H211V109H210V104H209V100H210V97H207V98H203L202 99V101H204L202 104H200V106H198V107H196V108H194V107H192V105H191V103H189V102H191L190 100H191V98L189 97V96H185V97H182ZM205 99V100H204ZM209 99V100H208ZM20 100V101H19ZM165 99H163V100H160V103H161V105H159L160 103H158V105H157V111H156V113L158 114H156V118H158V119H156L155 118V120L154 121H156L155 123H157V125H160L159 124V122L161 123L162 121H168L169 122V125L170 126H173V127H175L177 124H179V121H180V118H177L176 116H178V114L177 113H175V112H177L176 110H174V109H172L171 107H170V102H168V101H164ZM187 100H189V101H187ZM56 101V102H55ZM207 102H208V104H207ZM252 102V103H253ZM256 102H257V105H256ZM261 102V103H260ZM45 103L46 104H48V105H51V106H55L54 108H55V110H56V108H57V111L56 112H54L53 110V108L52 107H50V108H47V109H49L50 111H48L47 109H46V111H45ZM95 102H89V104L90 105H93ZM166 105H165V104ZM102 104V105H101ZM105 104V105H104ZM162 104H164V105H162ZM204 104V106H202ZM17 105V106H16ZM44 105V106H43ZM167 105H168V107H167ZM256 105V107H258V108H256V107H254ZM263 105V106H262ZM43 106V107H42ZM15 107H18V108H15ZM67 108V110H66V108ZM101 107V108H100ZM106 107V108H105ZM159 107V108H158ZM161 107H162V109H161ZM164 107V108H163ZM166 107V108H165ZM189 107H191V108H189ZM205 107V108H204ZM261 107H262V109H261ZM40 108H42V113H41V110H40ZM69 108V109H68ZM106 110H105V109ZM204 108V109H203ZM207 108V109H206ZM16 109H18V110H16ZM64 109H65V111H64ZM70 109H72L71 111L72 112H69V110ZM103 109V110H102ZM159 109H160V111H159ZM167 109H169L168 110V112H167V114H166V112H164L165 110L167 111ZM178 109H180V108H178ZM254 109V110H253ZM256 109V110H255ZM261 110V111H258V110ZM61 110H63L62 112L64 113H62L61 112ZM206 110V111H205ZM203 111V112H202ZM232 111H233V109H232ZM255 111H256V113L258 114H256L255 113ZM45 112H47V114H43V113H45ZM105 112V113H104ZM108 112V113H107ZM160 112V113H159ZM174 112V113H173ZM206 112V113H205ZM207 112H211V113H207ZM214 112V113H213ZM253 112V113H252ZM259 112V113H258ZM52 113V114H51ZM62 113V114H61ZM69 113H72L71 115L69 114ZM100 113V114H99ZM104 113V114H103ZM162 113H164V115H165V117H166V120H165V117L163 116V119H162ZM194 113V114H193ZM54 114V115H53ZM57 114V115H56ZM65 114H67V115H65ZM110 114V115H109ZM170 114H171V116H170ZM207 114V115H206ZM210 114V115H209ZM221 114H224V112L222 113L221 112ZM251 114V115H250ZM44 115V117H42L41 119H43L42 121L43 122H45V123H40L41 121H38L39 120V118L41 117V116H43ZM49 115V117L46 119V117ZM62 115V116H61ZM76 115V116H75ZM103 115V116H102ZM161 115V116H160ZM175 115V116H174ZM203 115V116H202ZM245 115V116H244ZM254 115V116H253ZM257 115V116H256ZM262 115H263V117H262ZM57 117V119H56V117ZM67 116V117H66ZM70 116V117H69ZM73 116V117H72ZM193 116V117H192ZM248 116V117H247ZM39 117V118H38ZM68 119V121H67V119ZM69 117V118H68ZM72 117V120L70 119ZM83 119H82V118ZM174 117H176V118H174ZM211 117V118H210ZM253 117H256V118H253ZM259 119H258V118ZM9 118H12V119H10L9 120ZM38 118V119H37ZM54 120H53V119ZM76 118V119H75ZM169 118V119H168ZM172 118V119H171ZM175 120H174V119ZM195 118V119H194ZM260 118H261V120H260ZM64 119H66L65 121L68 123V122H70L72 125L70 126L71 127V130H69L70 131V136L68 135V136H65V138H64V136L62 135L63 134V132L66 130L65 128H61V127H56V128H51L50 126H52V124L50 125V124H47L46 123V121H63L64 122ZM70 119V120H69ZM171 119V120H170ZM222 119V120H221ZM228 119V121H226ZM232 119V120H231ZM241 119V120H240ZM80 120V121H79ZM82 120V121H81ZM173 120V121H172ZM220 120V121H219ZM230 120V121H229ZM77 121V122H76ZM157 121H159V122H157ZM258 121V122H257ZM261 121V122H260ZM75 122H76V124H75ZM81 122V123H80ZM84 122H86V123H84ZM174 122V123H173ZM30 123V124H29ZM70 123H69V125H70ZM80 123V124H79ZM171 123V124H170ZM240 123V124H239ZM41 124H42V126H41ZM45 124V125H44ZM230 124H228L227 123V125L230 127L231 125ZM263 124V125H262ZM47 125V129L45 128V126ZM74 125V126H73ZM79 126V127H77V126ZM84 125V126H83ZM33 126V127H32ZM50 128H49V127ZM87 126H88V128H87ZM231 126V127H232ZM72 127H73V129H72ZM76 128V131L74 130L75 128ZM92 127V128H91ZM248 127L251 129H254L255 127H254V124H251V126L250 125H248ZM254 127V128H253ZM1 128V127H0ZM79 128V129H78ZM3 129V128H2ZM36 129V130H35ZM49 129V130H48ZM50 129H52V130H50ZM55 129V130H54ZM58 129V130H57ZM82 129H86V130H82ZM89 129V130H88ZM251 129V130H252ZM38 130V131H37ZM48 130V131H47ZM54 130V131H53ZM88 130V131H87ZM44 131V132H43ZM63 131V132H62ZM75 131V132H74ZM78 131H79V133H78ZM85 131V132H84ZM1 132V131H0ZM49 132H50V134H49ZM62 134H61V133ZM83 132V133H82ZM88 132H90V133H88ZM77 133V134H76ZM43 134V135H42ZM52 134V135H51ZM60 134V135H59ZM81 134H83V136H81ZM89 134V135H88ZM4 136H5V142L6 143H8V145L7 144H3L4 145V150L5 151H9L8 153L9 154H7L8 156H5L4 157V159H0V222H1V228H0V234H4V235H6L5 237L4 236H2V235H0V242L2 243V241L3 242H7V239H9V237H11L14 241H16V239H17V241H19L20 240V242H22V243H24V245L26 246L25 247V250H27V253H26V251L24 250H22V252H23V254L21 255V260L23 261L24 259H26L24 262H26L27 260V262H29V264H68V262L70 263V264H74L71 260H73V258H75L76 259V261H77V259H78V261L77 262H79V263H83V261H85V260H88L90 257H92V255H93V257H97L98 256V258H99V263L101 262V260L100 259H103V261L101 262L102 264H107V262H108V264H131V262L132 261H128L127 259H112V260H110V259H108L107 257H106V254H104L105 256L104 257H102L103 255L101 254L102 253V251L103 250H101V249H105L106 247H108V246H111L112 248H113V250L114 251H118L119 249L118 248H116L118 245H115V244H118V243H121V241L123 242L124 240V242H131V243H134L135 244V237L136 238H138V237H154V238H156V244L157 243H160L158 246L159 247H154L151 251L150 250H148L147 252L148 253H146V254H152V256H160V257H163V258H165V256H164V252L167 254V252L169 253V251L171 250V247H173V249H176V247L178 246V241H175L173 238H171L170 240L169 239H167L168 237H166L165 236V234L166 233H168V234H174V232L173 233H170V231L169 230H167L166 231V233H163V232H161V229L159 230L158 229V231L156 232L155 230H151L152 229V227H149V226H151V225H153V223L154 222H151L152 220H150V219H147L146 218V220H144L145 218L143 217V216H140V214H135V211L134 210H131V209H129V211H134V212H130L129 213V211L128 212H126V214L124 215V216H122L120 219H121V221H119V219H118V222L116 221L115 223L113 222V219L111 218L110 219V223L108 222V224L107 223H104V225H105V229L104 230H101V232H98L97 234H95V233H92V234H90V232H88L87 230H83V227L85 226V227H88V226H94V228L96 227V226H98V228H101L102 226H104L103 224L101 225V224H97V221H94L97 225H95V223L94 222H89L86 218V220L88 221H86L85 219L84 220H82L81 221V224L79 223L80 221L79 220H77V221H79V222H76L75 221V223L73 224L75 227H77L78 229H79V234H77V236H76V238L70 243V242H68V243H66L65 241H63L60 245L57 243V244H50V242H48L47 241V239L49 240V241H53L54 240V238L55 237H53L52 235H51V231H52V228H53V225H56V226H58V228L60 227V229L62 230V229H64V228H67V225H69V219H67L68 217H70V212L73 210L74 211V209L73 208H75L76 207V204L75 203H70V202H66V203H58L54 198L56 197L55 195H56V193L60 190V189H58V186H62V187H65V188H68V189H71L72 188V184L70 183V182H68V183H64V182H62V183H60V182H58V183H56L55 181H57V180H55V179H49V182H48V179H44L43 180V182L42 183H40V182H38L37 180H38V178L39 177H37V175L39 176V175H43V173L41 172V171H43V168L44 167H47L48 166V164H49V162H48V160L50 161V160H52V157L50 158V159H47V160H41V157L43 156V155H47V154H49L48 152L47 153H44V154H42V155H39V152H43L42 151V149L41 148H39L38 149V145H37V149L35 150V151H33V152H27L26 151V147L25 146H23V145H19V147H18V149L17 150H15V152L13 153L12 151H13V149L15 148V146L12 144L11 146L9 145V144H11L12 142H15L16 141V139H18V133L16 132V131H11V130H9V132H4V134H3ZM77 135V136H76ZM80 135V136H79ZM85 135V136H84ZM90 135H92L91 136V138H90ZM35 136V135H34ZM52 138H51V137ZM36 137V136H35ZM42 137H44V140H43V138ZM45 137H47V139L45 138ZM49 137V138H48ZM53 137H54V139H53ZM69 137H70V139H69ZM75 137H77V138H75ZM81 137L84 139L85 137V141L84 140H81ZM37 138V137H36ZM56 138V139H55ZM60 138V139H59ZM75 138V139H74ZM78 138H80V139H78ZM89 138V139H88ZM93 138V139H92ZM172 139H174L175 141H178V142H181L182 140H184L185 138H182L181 139V137H180V141L178 140V137H171ZM49 139V140H48ZM51 139H52V141H51ZM78 139V140H77ZM87 139V140H86ZM34 140H36V139H34ZM37 140H38V138H37ZM46 140H48V141H50V143L47 141V143H46ZM63 140V141H62ZM72 140V142H70ZM75 140H76V142H75ZM81 140V141H80ZM57 141H59V143L57 142ZM74 141V142H73ZM82 141H84V142H86V143H89V142H91L90 144L91 145H89V144H84ZM44 142H45V144H44ZM53 142H56V143H53ZM61 142H63V143H61ZM78 142H79V144H81V145H79L78 144ZM83 144H82V143ZM69 143H71V145L68 144ZM75 143V144H74ZM131 143H133L134 144V142L131 140ZM52 144H55L56 146H54V145H52ZM60 144V145H59ZM77 144V145H76ZM48 145V146H47ZM64 145L65 147L67 146V149H66V151H64L65 149L62 147V146ZM73 145V146H72ZM85 147H84V146ZM88 145V146H87ZM51 146V147H50ZM58 146L60 147V148H58ZM87 146V147H86ZM90 146H91V148H90ZM76 147H77V149H76ZM49 148V149H48ZM72 148H74V149H72ZM85 148V149H84ZM87 148V149H86ZM90 150H89V149ZM151 148H153L152 146H151ZM41 149V150H40ZM60 151H59V150ZM72 149V150H71ZM81 149V150H80ZM162 150L163 149H165V147H163V148H161ZM40 150V151H39ZM63 150V151H62ZM71 150V151H70ZM83 150H85L84 152H81V151H83ZM78 151V152H77ZM65 152V153H64ZM72 152V153H71ZM40 153V154H41ZM75 154V157H73L74 156V154ZM83 153V154H82ZM67 154V155H66ZM72 154H73V156H72ZM261 154V153H260ZM77 155V156H76ZM83 155L85 156V157H83ZM149 154H145L144 156L145 157H152V159H156V158H158L159 156H157V157H153L152 155H151V153H150V155L148 156ZM49 156V155H48ZM143 156V155H142ZM143 156V157H144ZM188 156V157H187ZM252 156V155H251ZM254 156H257V155H254ZM71 157H72V161H73V163H70V162H72L71 161ZM78 158V159H76L75 160V158ZM81 157V158H80ZM168 158L166 159V164L159 170V171H156V170H154L153 172H152V174H156V175H162V176H164V175H167V174H169L170 172H173V173H180L182 170H184L185 169V167H190V166H197V165H201V164H195V160L194 159H192V160H190V157H189V151L187 150V152L186 151H183L179 156H177V157H180V158H182L183 159V161L185 162V163H183L182 162V159L180 160V158H177V157H171V156H167ZM250 157V156H249ZM39 158V159H38ZM74 158V159H73ZM86 160H88V161H86ZM88 158V159H87ZM171 158V159H170ZM170 159V160H169ZM186 159V160H185ZM3 160H6L7 162H5L4 164L3 163H1ZM80 160H81V162H80ZM130 160H133L134 161V157L133 156H131V158H130ZM172 160V161H171ZM39 161V162H38ZM78 161H79V163H78ZM173 161H175V162H173ZM177 161V162H176ZM180 161V162H179ZM186 161H188L187 163H186ZM74 162H76V164H74ZM85 162H86V164H85ZM169 162V163H168ZM172 162V163H171ZM191 162V163H190ZM194 162V163H193ZM10 165H9V164ZM46 163V164H45ZM89 163V164H88ZM171 163V164H170ZM175 163V164H174ZM193 163V164H192ZM83 164L85 165V168H84V166H83ZM251 164H253V165H251ZM17 165V166H16ZM19 165V166H18ZM45 165H47V166H45ZM70 165V166H69ZM80 165H82V166H80ZM90 165V166H89ZM169 165V166H168ZM238 165H241V164H238ZM22 166V167H21ZM79 166V167H78ZM177 166V167H176ZM241 166H243V165H241ZM17 167V168H16ZM41 167V168H40ZM77 167V168H76ZM170 167V168H169ZM174 167H175V169H174ZM178 167H182V168H178ZM84 168V169H83ZM88 168V169H87ZM173 168V169H172ZM184 168V169H183ZM242 168H244V167H242ZM245 168L247 169V172L245 173V174H247V177L246 178H251L252 177V184H251V186H250V188L248 189L249 190V194H247V196L248 197H251V198H255V192L252 190V188L254 187V185H255V183H257L258 181L256 180V177H258V176H262L263 178H264V157H263V160L261 161V162H256V163H248V165L247 166H245ZM10 169V170H9ZM16 169V170H15ZM38 169V170H37ZM123 169V168H122ZM167 171H166V170ZM171 169V170H170ZM251 169V170H250ZM88 170H89V172H88ZM162 170L164 171V173H162ZM173 170H176V171H173ZM248 170H249V172H248ZM8 171V172H7ZM10 171V172H9ZM19 171H20V173H19ZM170 171V172H169ZM180 171V172H179ZM243 171H244V169H243ZM251 171L253 172L252 174H251ZM6 172V173H5ZM13 172H14V175H13ZM85 172V173H84ZM123 172H125V170L123 171ZM10 173V174H9ZM40 173V174H39ZM92 173V174H91ZM202 173V172H201ZM250 173V174H249ZM18 174V175H17ZM89 174H91L90 176H89ZM96 174V175H95ZM255 176H254V175ZM9 175V176H8ZM13 175V176H12ZM86 175H88L89 177H88V179L86 178ZM126 175H127V178H129L130 176V179H124V181L126 182H129L128 180H131L132 182H134L135 181V179L132 177V176H134V175H131L130 173H126ZM129 175V176H128ZM201 175L202 174H200V176H199V179L201 178ZM250 175H252V176H250ZM85 176V177H84ZM246 176V175H245ZM248 176H250V177H248ZM30 177H31V179H30ZM93 177V178H92ZM135 177V176H134ZM254 177H255V179H254ZM93 180H92V179ZM101 178V179H100ZM33 179V180H32ZM63 179V178H62ZM68 179H70V178H67V180ZM87 179V180H86ZM91 179V180H90ZM207 179V178H206ZM206 179H204V180H201V181H203V182H205V184L208 182V184H206V186H208L207 187V189H208V191H209V193H211L212 195L211 196H213V197H218L219 198V200H222V202H224V201H226L225 203H232V204H240L241 203V201L243 200H245V198H240L239 196H237L233 191H232V189L230 188V185H232V178L230 177L229 178V176H226L225 178H224V181L225 182H227V183H224V185H225V187L219 192V194L220 195H216V194H218L217 192H213V188L216 186V184H215V182H213L212 180H209V181H207ZM64 180V179H63ZM102 180V181H101ZM108 180V181H107ZM22 181V182H21ZM26 181V182H25ZM29 181V182H28ZM35 183H34V182ZM90 181V182H89ZM106 183H105V182ZM230 181H231V183H230ZM29 184H28V183ZM33 183V185H32V183ZM48 182V185L46 184ZM51 182V183H50ZM52 182H54L53 184H52ZM84 182V183H83ZM102 182V183H101ZM228 182L230 183V185L228 184ZM253 182H254V184H253ZM17 183V184H16ZM20 185H19V184ZM37 183V184H36ZM93 183V184H92ZM111 183V184H110ZM211 183V184H210ZM16 184V185H15ZM35 184V185H34ZM40 184V185H39ZM60 184V185H59ZM90 184H92V185H90ZM184 184L185 183H181V184H177V185H171L172 187H174V188H172L170 185H168V191H170V189H171V192H172V190L174 189V193H175V195H174V197H173V200H175L174 202V205L175 206H180V205H185V206H187V207H191V208H195V206L197 205V204H200V203H202L203 201H204V199H205V197L204 196H200V195H197V192H196V189H193V185L192 184H190V183H186L185 184V186H184ZM189 184V185H188ZM4 185V186H3ZM17 185H19V187L17 186ZM22 185H24V186H22ZM30 185V186H29ZM66 185V186H65ZM85 185V186H84ZM98 185V186H97ZM104 187H103V186ZM108 185V186H107ZM112 185V186H111ZM179 185H181V188H180V186ZM190 185H191V188H190ZM210 185L212 186L213 185V187H211V188H209L210 187ZM33 186V187H32ZM40 186V187H39ZM46 186V187H45ZM54 186V187H53ZM95 186V187H94ZM100 186V187H99ZM178 186H179V188H178ZM188 186H189V188H188ZM16 187V188H15ZM21 187V188H20ZM28 187H30V188H28ZM47 187H49V189L47 188ZM99 188V191H98V188ZM108 187V188H107ZM12 188H15V190L13 189L12 190ZM86 188H88L87 190H86ZM113 188V189H112ZM185 188H188V189H185ZM227 188H229V189H227ZM33 189V190H32ZM43 189V190H42ZM51 189V190H50ZM56 189V190H55ZM92 189V190H91ZM97 189V190H96ZM180 189V190H179ZM190 189H192V190H190ZM226 189H227V191H226ZM251 189V190H250ZM8 190V191H7ZM21 192H20V191ZM23 190V191H22ZM37 191V193H36V191ZM188 190H190V191H188ZM224 190V191H223ZM5 191V192H4ZM7 191V192H6ZM28 191V192H27ZM38 191H39V193H38ZM40 191H42V192H40ZM48 191V192H47ZM52 191V192H51ZM176 191V192H175ZM185 191H187L189 194L190 193H193L194 195H192V194H190V196H188L189 194L186 192L185 193ZM193 191V192H192ZM212 191V192H211ZM251 191V192H250ZM253 191V192H252ZM2 192V193H1ZM13 192V193H12ZM15 192H17V193H15ZM20 192V193H19ZM182 192V193H181ZM223 192H224V194H226L227 193V195H224L223 194ZM233 192V193H232ZM5 193H6V195H5ZM12 193V194H11ZM19 193V194H18ZM30 193V194H29ZM42 193V194H41ZM48 193V194H47ZM54 193V194H53ZM101 193H103V192H101ZM178 193V194H177ZM183 193H184V195H183ZM214 193V194H213ZM232 193V194H231ZM22 194V195H21ZM33 194V195H32ZM40 194V195H39ZM50 194V196H48ZM188 194V195H187ZM230 194V195H229ZM234 194V195H233ZM253 194V195H252ZM6 197H5V196ZM17 197H16V196ZM40 196V198H39V196ZM127 195V194H126ZM170 195V194H169ZM183 195V196H182ZM196 195V196H195ZM222 195H224L223 196V198H222ZM234 197H233V196ZM236 195V196H235ZM3 196V197H2ZM12 196V197H11ZM24 196V197H23ZM44 196V197H43ZM180 198H178V197ZM186 198H185V197ZM195 196V197H194ZM225 196H228V197H225ZM231 196H232V200H231ZM2 197V198H1ZM10 197V198H9ZM15 197V198H14ZM19 197V198H18ZM32 197H33V199H32ZM188 197H190V198H188ZM236 197V198H235ZM238 197V198H237ZM12 198V199H11ZM19 199V200H16V199ZM35 198V199H34ZM39 198V199H38ZM47 198H49V199H47ZM194 198V199H193ZM240 198V199H239ZM3 199L5 200V201H3ZM14 199V200H13ZM30 199H32V200H30ZM43 199H44V201H43ZM186 199V200H185ZM190 199V200H189ZM225 199V200H224ZM237 199H239V201L237 200ZM242 199V200H241ZM264 197L261 199V201H259V202H257L254 206H253V210L251 209L250 211H249V214L247 215V216H253V217H260V215L262 216V217H260V218H262V220L264 219L263 217H264ZM21 200V201H20ZM27 202V204H26V202ZM188 200V201H187ZM7 201V202H6ZM13 201V202H12ZM39 201L42 203V204H40L39 203ZM46 201V203H44ZM50 203H49V202ZM51 201H52V203H51ZM56 201V203H54ZM202 201V202H201ZM236 201H238L237 203H236ZM8 202H10V203H8ZM20 202V203H19ZM30 202V203H29ZM195 202V203H194ZM7 203H8V205H7ZM19 203V204H18ZM32 203V204H31ZM39 203V204H38ZM179 205H178V204ZM260 203V204H259ZM15 205V206H13V205ZM17 204V205H16ZM21 204H23L22 206H21ZM30 206H29V205ZM34 204V205H33ZM45 204V205H44ZM64 204H66V205H64ZM69 204V205H68ZM191 204V205H190ZM196 204V205H195ZM257 204H258V206H257ZM5 205V206H4ZM20 206V208H19V206ZM33 205V206H32ZM37 205V206H36ZM42 205H44V206H42ZM51 205V206H50ZM62 205L65 207V209H60V207L61 208H63L62 207ZM6 206H8V207H6ZM17 206V207H16ZM36 206V207H35ZM40 206V207H39ZM68 206V207H67ZM74 206V207H73ZM262 206V207H261ZM5 207V208H4ZM33 207V208H32ZM37 207H39V208H37ZM47 209L46 211H45V209ZM71 207V208H70ZM259 207V208H258ZM6 208H8V209H6ZM10 208H12V209H10ZM17 208V209H16ZM30 208H32L31 210H33V211H31V210H29ZM59 208V209H58ZM68 208V210H66ZM70 208V209H69ZM218 208V210H215L214 212L215 213H213L212 214V216H214L215 217V215L216 216H218V217H216L217 218V220L218 221H220V220H222V221H220V223L218 222V224H222L221 225V227H223L224 229H227L226 227H228L229 226V223H231L230 221L228 222V220L230 219V220H233L232 218L234 217V218H236L235 216H233V215H231L230 213H228V212H225L224 210H226V209H224V208H221L220 210H222V211H220L219 210V207H217ZM4 209H5V211H4ZM18 209H19V211H18ZM21 209V210H20ZM26 209V210H25ZM34 209H37V210H35L34 211ZM41 209V210H40ZM76 209V208H75ZM174 209V210H173ZM172 209V211H171V213L172 214H174V215H172V216H176L177 218H179L178 216H177V211H176V208L174 207ZM259 209V210H258ZM7 210H10V211H7ZM14 212H13V211ZM16 210V211H15ZM23 210H25V213H24V211ZM28 210V211H27ZM63 212H62V211ZM70 210V211H69ZM258 210V211H257ZM3 211L5 212V213H3ZM12 211V212H11ZM37 211H38V213H37ZM39 211H40V213H39ZM56 211V212H55ZM61 211V212H60ZM64 211H68L67 213L66 212H64ZM72 211V215L73 216H77L78 215V213H76L77 211H74L73 212ZM256 211V212H255ZM262 211V212H261ZM9 212V213H8ZM23 212V213H22ZM36 212V213H35ZM43 212V213H42ZM45 212V213H44ZM47 212V213H46ZM49 212V213H48ZM59 212V213H58ZM175 212H176V214H175ZM221 212V213H220ZM261 212V213H260ZM1 213L2 214H5V217H4V215H2L1 216ZM21 213V214H20ZM50 213H52V214H50ZM57 213V216L55 215ZM61 213V214H60ZM66 213V214H65ZM76 213V214H75ZM128 213V214H127ZM133 213V214H132ZM217 213V214H216ZM260 213V214H259ZM10 214H12V215H10ZM20 214V215H19ZM33 214V215H32ZM34 214H35V218H33L34 217ZM49 214V215H48ZM64 214V215H63ZM69 214V215H68ZM130 214H132V216L130 215ZM136 216H135V215ZM219 214V215H218ZM226 216H225V215ZM254 214H256V215H254ZM15 217H14V216ZM18 215V216H17ZM22 215V216H21ZM24 215V216H23ZM29 217H28V216ZM32 215V216H31ZM40 215H42V216H40ZM71 215V216H72ZM128 215L130 216V218L131 217H133L135 220H136V224H135V222H133V221H135L133 218H131V219H129V217H128ZM134 215V216H133ZM20 216L22 217V219L20 218ZM27 216V217H26ZM40 216V217H39ZM54 216H55V218H54ZM59 216V217H58ZM60 216H62V217H60ZM127 216V217H126ZM232 216V217H231ZM246 216V217H247ZM49 217V218H48ZM57 217H58V220H57ZM64 217H65V219H66V221H65V219H64ZM67 217V218H66ZM123 217L127 220H123ZM138 217V218H137ZM213 217V219L212 220H215L216 218H214ZM230 217V218H229ZM14 218V219H13ZM25 218V219H24ZM40 218V219H39ZM52 218V219H51ZM54 218V219H53ZM61 218V219H60ZM128 218V219H127ZM144 218V219H143ZM221 218V219H220ZM224 218V219H223ZM5 219V220H4ZM11 219V220H10ZM13 219V220H12ZM72 219V218H71ZM143 219V220H142ZM172 219V221L173 222H171V220H170V223L169 224H171V226H172V224H173V226L172 227H176L175 225H174V223L176 222V223H178L177 222V220L176 219H174L173 217L171 218ZM174 219V220H173ZM10 220V221H9ZM22 220H23V222H22ZM38 220H40V221H38ZM42 220H45V221H42ZM49 220H51V221H49ZM122 220H123V222H122ZM129 220V221H128ZM2 221H5L6 223L8 222V224H6L5 222H2ZM11 221H14V222H11ZM53 221V222H52ZM58 221V222H57ZM61 221V222H60ZM62 221L64 222L62 225H61V223H62ZM84 221V222H83ZM125 221H126V223H125ZM141 221H144L145 222V224H144V222H141ZM148 221H150V222H148ZM264 221V220H263ZM10 222H11V224H13V226L10 224ZM15 222H17L16 224H15ZM21 222V223H20ZM35 222V224H34V226H33V223ZM42 222V223H41ZM45 224H44V223ZM86 222H87V224H86ZM114 224H113V223ZM222 222H224V223H222ZM3 223H5L4 225H3ZM23 223V224H22ZM37 223V224H36ZM57 223V224H56ZM68 223V224H67ZM76 223H78L77 225H76ZM85 223V224H84ZM118 223V224H117ZM133 225H131V224ZM228 223V224H227ZM21 224V225H20ZM29 224H31V225H29ZM89 224V225H88ZM91 224V225H90ZM111 224H113V226L111 225ZM120 224V225H119ZM122 224H123V227H125V226H127V228L129 229V227H130V229H129V231H127L128 233H126V232H123V233H121V235L120 234H118L117 235V237L115 236L116 234H114V230L112 229V227L114 228V229H118V227L120 226H122ZM124 224H125V226H124ZM143 224H144V226H143ZM147 224V227H149L148 229H150V230H146V225ZM169 224H166V225H169ZM15 225H17L16 227H14ZM19 225V226H18ZM79 225H81L80 227L81 228H79ZM87 225V226H86ZM99 225H101L100 227H99ZM110 225H111V227H110ZM115 225H118V227L117 226H115ZM131 225V226H130ZM140 225V226H139ZM142 225V226H141ZM154 225H155V223H154ZM165 225V224H164ZM7 226V227H6ZM20 226H21V228H20ZM25 226V227H24ZM29 226V227H28ZM33 226V227H32ZM51 226V227H50ZM65 226V227H64ZM108 226V227H107ZM129 226V227H128ZM139 226V227H138ZM9 227H11L10 229H8ZM31 227V228H30ZM34 227H36V228H34ZM49 228V230H48V228ZM110 227V228H109ZM116 227V228H115ZM133 229H132V228ZM146 227V228H145ZM18 229V228H20L19 230H18V232H17V230L16 229ZM28 228V229H27ZM40 228V229H39ZM46 228V229H45ZM51 228V229H50ZM138 228V229H137ZM26 229H27V232H26ZM37 229V230H36ZM39 229V230H38ZM113 231H112V230ZM121 229V228H120ZM8 230H10V232L8 231ZM132 230V231H131ZM13 231V232H12ZM29 231V232H28ZM39 231V232H38ZM41 231V232H40ZM43 231V232H42ZM46 231V232H45ZM85 231H86V233H85ZM113 232V234H112V232ZM149 231V232H148ZM152 231V232H151ZM12 232V233H11ZM15 232V233H14ZM25 232V233H24ZM38 232V233H37ZM139 232V233H138ZM145 232V233H144ZM13 233H14V235H13ZM16 233H17V236H16ZM21 233V234H20ZM35 233V234H34ZM38 235H37V234ZM43 233V234H42ZM108 233H110L111 234V238L109 237H107V235H105V234H108ZM158 233V234H157ZM9 234H11L10 236H9ZM29 234H31V235H29ZM34 234V235H33ZM44 234H45V236H46V238H44L45 236H44ZM103 234L105 235L104 237H103ZM110 234H108V236H110ZM123 234V235H122ZM131 234H133L132 236H131ZM146 234V235H145ZM152 234V235H151ZM155 234V235H154ZM201 235H203L204 233H200ZM19 235V236H18ZM20 235H22L21 237H20ZM26 236V238H25V236ZM35 235H36V237H35ZM50 235V236H49ZM113 235H114V237H113ZM120 235V236H119ZM130 235V236H129ZM136 235V236H135ZM150 235V236H149ZM154 235V236H153ZM7 236H8V238H7ZM13 236H16V237H13ZM30 236V237H29ZM39 236V237H38ZM41 236H43V237H41ZM97 236H100L101 237V239H102V237L103 238H106V240L108 241H105V244L104 243H102V245H101V243L99 244H97V240H98V238H97ZM156 236V237H155ZM161 236V237H160ZM162 236H164V237H162ZM170 236V235H169ZM17 237H19V238H17ZM40 237L42 238V239H40ZM48 237V238H47ZM53 237V238H52ZM92 237H94L93 239H91ZM112 237H113V239H112ZM119 237V238H118ZM132 237V238H131ZM146 237V238H147ZM7 238V239H6ZM15 238V239H14ZM21 238H23V239H21ZM35 238H36V240H35ZM80 238H82V239H80ZM87 238V239H86ZM159 238V239H158ZM161 238L163 239V240H165V241H167V242H164L163 240V242L161 241ZM32 239H33V242H32ZM40 239V240H39ZM51 239V240H50ZM80 239V240H79ZM87 240V242H86V240ZM91 239V240H90ZM95 239H97L96 240V243L94 242L95 241ZM110 239V240H109ZM133 239V240H132ZM158 239V240H157ZM57 240V239H56ZM133 242H132V241ZM141 240V239H140ZM238 239L236 238V237H234V239H232V243H234V244H238L237 241ZM24 241H26V242H24ZM42 243H41V242ZM47 241V242H46ZM58 241V240H57ZM83 241H85L84 243H83ZM91 241V242H90ZM119 241V242H118ZM141 241H143V242H141V243H147V242H150L149 240H141ZM159 241V242H158ZM170 241V242H169ZM173 241H174V243H173ZM235 241V242H234ZM33 243V245H32V243ZM76 244H75V243ZM90 242V243H89ZM95 243V246H93L94 245V243ZM115 242V243H114ZM117 242V243H116ZM177 242V243H176ZM0 243V244H1ZM8 243V245L9 244H11V243H13L11 240L9 241V242H7ZM30 245H29V244ZM36 243V244H35ZM37 243H38V245H37ZM45 243V244H44ZM48 243V245H46ZM78 243V244H77ZM93 243V244H92ZM169 243H170V246H169ZM27 244H28V246H27ZM35 244V245H34ZM69 244V245H68ZM75 244V245H74ZM88 244H90L89 246H91V247H89L88 246ZM92 244V245H91ZM97 244V245H96ZM134 244L130 247V248H128L127 250L124 248V251H126V255H131V254H133L134 252H135V250L137 249V248H135L134 247ZM168 244V245H167ZM172 244V245H171ZM32 245V246H31ZM44 245V246H43ZM46 245V246H45ZM56 245H57V247H56ZM61 246V247H59V246ZM76 245H78V247L80 246V248H78V247H75ZM85 245V246H84ZM114 245V246H113ZM143 245V244H142ZM174 245V246H173ZM177 245V246H176ZM36 246V247H35ZM37 246H39V247H37ZM42 246H43V250H42ZM48 246V247H47ZM54 246H55V248H54ZM70 246H72V247H70ZM116 246V247H115ZM166 246V247H165ZM31 247V248H30ZM45 247H46V249H45ZM64 247L66 248V249H64ZM70 247V248H69ZM75 247V248H74ZM95 247V248H94ZM101 247V248H100ZM169 247V248H168ZM246 247H251V248H253L254 250H252L251 252H248V254L246 255H240V261H242L243 263H244V261H245V263L246 264H259L260 262H262V261H260V262H258V260H256V259H258V255H259V252H260V250H258L257 248H259V247H257V248H254V247H252V245H249V244H246ZM12 247L11 246H9L7 249H11ZM27 248V249H26ZM35 248V249H34ZM52 248V249H51ZM54 248V249H53ZM64 249L65 250V252H64V250H61V249ZM71 248H74L73 250L71 249ZM94 248V249H93ZM168 248V249H167ZM28 249H29V251H28ZM49 251H48V250ZM55 249L57 250V251H55ZM59 249V250H58ZM67 249H69V250H67ZM76 249V250H75ZM80 249H82V250H80ZM93 250V252H92V250ZM97 249V250H96ZM99 249V250H98ZM116 249V250H115ZM130 249V250H129ZM132 249V250H131ZM134 249V250H133ZM172 249V250H173ZM61 250V251H60ZM167 250V251H166ZM171 250V251H172ZM35 251H36V253H35ZM46 251V252H45ZM47 251H48V254H47ZM54 251V252H53ZM66 251H69V252H66ZM72 251V252H71ZM86 251V252H85ZM97 251L99 252V253H97ZM131 251V253H129ZM137 251H138V249H137ZM170 251V252H171ZM256 251V252H255ZM31 252V253H30ZM42 252V253H41ZM45 252V253H44ZM56 252H58L57 254H59V255H57L56 254ZM60 252V253H59ZM62 252V253H61ZM88 253V255L87 254H85V253ZM96 252V253H95ZM133 252V253H132ZM161 252H163V253H161ZM258 252V253H257ZM40 253V254H39ZM44 253V254H43ZM52 253H55V254H52ZM65 253V254H64ZM76 253V254H75ZM79 253V254H78ZM80 253H82V254H80ZM96 255H95V254ZM51 254H52V256H51ZM67 254V255H66ZM74 255V257H72L73 255ZM92 254V255H91ZM101 254V255H100ZM140 257L142 256L141 254H139V253H137ZM137 254H135V259L134 260H137L136 261V264H139V262L140 261H138V260H140L141 258L137 255ZM44 255V256H43ZM46 255V256H45ZM48 255H50V256H48ZM54 255V256H53ZM83 255V256H82ZM101 257H100V256ZM250 255V256H249ZM39 256V257H38ZM56 256V257H55ZM62 256V257H61ZM63 256H64V258H63ZM76 256V257H75ZM79 256V257H78ZM87 256V257H86ZM242 256H243V258H242ZM60 257V258H59ZM66 257V258H65ZM69 257H70V259L71 260H69ZM72 257V258H71ZM140 259H139V258ZM251 257V258H250ZM257 257V258H256ZM13 258V257H12ZM11 258V259H12ZM30 258V259H29ZM47 258V259H46ZM57 258V259H56ZM59 258V259H58ZM67 258H68V260H67ZM80 258V259H79ZM85 258V259H84ZM88 258V259H87ZM136 258H138V259H136ZM244 260V258H245V260L243 261L242 259ZM63 259H65L64 260V262H63ZM82 260V261H81ZM108 260V261H107ZM118 260V261H117ZM119 260L122 262H119ZM133 260V261H134ZM247 260V261H246ZM34 263H33V262ZM73 261H75V260H73ZM109 261H110V263H109ZM115 261H117L116 263H115ZM128 261V262H127ZM218 261H220V260H218ZM218 261H214L213 263H209V262H207V263H204V264H222V262L221 263H218ZM226 261H229L230 262V264L232 263H234V262H231L230 260H228V258L226 259ZM257 261V262H256ZM31 262V263H30ZM58 262V263H57ZM138 262V263H137ZM256 262V263H255ZM7 264V262H4V264ZM20 262H19V260H16L15 261V263L14 264H19ZM244 263V264H245ZM1 264V263H0ZM13 264V263H12ZM143 264V263H142ZM155 264V263H154ZM177 264V263H176ZM234 264H239V262H235ZM260 264H263V263H260Z\"/></svg>", "mask_w": 264, "mask_h": 264}]
</instances>
